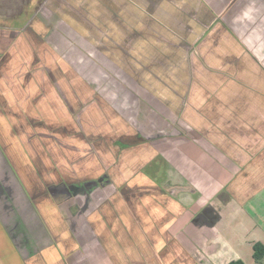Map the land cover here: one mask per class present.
Masks as SVG:
<instances>
[{"label": "crops", "instance_id": "obj_1", "mask_svg": "<svg viewBox=\"0 0 264 264\" xmlns=\"http://www.w3.org/2000/svg\"><path fill=\"white\" fill-rule=\"evenodd\" d=\"M52 1L59 3L55 12L48 7ZM180 2L185 1L0 0V264H64L62 245L47 238L49 223L43 219L46 211L43 210L42 217L39 213L47 224L45 227L18 190L4 156L11 164L14 161L20 165L16 170H25L21 165L25 154L20 147L19 156L15 155L18 138L27 144L28 154L34 155L32 143L37 144L35 138L41 135L47 140V143L43 141L47 146L40 148L48 153L58 148L63 155L58 164L68 168L62 164H67L69 149L73 153L77 144L67 140L68 136L63 142L64 133L54 131L55 127L74 126L75 118H67V110L61 107L64 99L79 100L77 97L71 99L68 81L81 90L78 96L83 93V97L84 87L102 83L99 89L108 93L101 95L108 96L113 108L125 117L127 106L139 97L137 88L140 87L144 100L152 106L147 117L151 129L165 130L177 125L184 130H194L200 138L192 143L179 141L171 163L183 177H189V183L200 193L199 201L193 206L208 203L218 208L221 204L216 196L233 181L240 164H253L257 183L261 184L259 168L264 167V0L195 1L201 6L200 11L194 8L190 10L192 17L183 16L194 26L193 30L188 25L193 32L187 30L181 34L178 30L172 34L163 26L166 21L171 29L174 23L178 24L174 6L182 11L188 7L180 8ZM165 9L173 11L164 15ZM102 13L107 15L111 26L104 38L113 42L107 54L90 42H99L100 38L78 33L69 25H99ZM199 33H202L201 41L191 49L187 44ZM175 36H181L187 44L180 43ZM47 72L55 79L50 95L59 110L52 118H45L40 127L30 126L24 117L29 112L26 104L32 100L33 104L43 106L53 103L46 96ZM131 73L138 76V80H132ZM163 89H169L171 94L166 95ZM154 90L161 91L157 94ZM156 99L166 107L175 105L180 119L173 117V123L163 119L157 111ZM100 116L99 112H92L85 119L97 120L100 126ZM117 119L115 124L120 125ZM123 129H126L123 133L129 135L126 126ZM92 135L98 137L94 132ZM53 144L56 148L52 150ZM104 147L103 158L114 161V148ZM152 153L153 149L144 147L139 155L149 159ZM259 153L263 159L255 162L253 158ZM46 161L44 158V163ZM40 166L47 167V164ZM26 173L38 184H42L39 175L47 176L33 164H28ZM17 174L26 179L24 172ZM24 182L30 184L28 180ZM156 184L148 178L143 179L140 186L156 189ZM232 189L236 190L229 184L226 204L212 227L193 225L187 213L181 215L180 204L186 207V198L178 199L177 205H169V198L151 193L145 200L152 198L161 205L156 210V219H153V211L141 221L135 216L125 218L121 225L109 230V242L104 246L106 252L97 251V256L88 264H109V258L115 263L129 258L130 261L126 260L137 264H193V259L202 260V264H258L252 258V246L259 243L250 236V233L255 235L253 228L243 229L238 226L240 221L229 220L231 214H242L250 219L236 203L242 205L244 199L241 201L236 193L231 194ZM10 193L15 194V199ZM17 200L22 204L20 212L14 206ZM137 211L136 216H139ZM21 212L25 213L21 218L30 243L37 250L33 260L26 263L21 260L23 254L17 243L12 240ZM96 234L103 236V231L98 229ZM173 237L181 247L172 242ZM77 240L82 243L80 233ZM260 243L264 245L263 241Z\"/></svg>", "mask_w": 264, "mask_h": 264}, {"label": "flooded vegetation", "instance_id": "obj_2", "mask_svg": "<svg viewBox=\"0 0 264 264\" xmlns=\"http://www.w3.org/2000/svg\"><path fill=\"white\" fill-rule=\"evenodd\" d=\"M47 80L46 96L53 103L43 106L35 102L33 104L32 100V103L26 104L27 110L32 111V113L28 112L24 115L27 121L25 122L30 126L40 127L41 123L45 122V118H52L54 113L59 110L58 106L54 104L56 101L52 99L54 97L50 95L55 82L51 73L47 72ZM93 85L84 87L86 91L83 97V93L78 96L81 90L78 91L68 81V91L72 96L71 99L77 97L79 100L73 102L70 99H64L65 101L61 107L67 110V118H75L74 126L54 128V131L64 133L63 142L68 136L67 140L71 139L77 144V147H74L76 151L71 150L73 153L69 149V156L65 160L67 164H62L67 165V169L60 167L61 165L58 164L62 155L59 153L58 148L56 152L51 153L44 152L40 148V146L46 145L43 141L47 143V140H43L41 135L39 138H35L37 144L32 143L34 155L28 154L27 144L22 143L18 138L15 155L19 156L18 152L21 148V151L25 154L24 164L21 165L25 167V170H16L20 165L14 161L11 164L4 156L21 195L43 226L47 225L44 223L45 220L49 223V226L47 225V238L53 243L58 242L62 245L61 255L64 264H77L76 262L79 260L86 261L85 264H88L93 257L97 256V251L106 252L104 246L109 242V230L114 226L121 225L120 222L124 221L125 218L130 219L135 216L139 217L141 221L149 212L153 211V219L155 220L156 210L161 205H158V202L152 198L145 200L146 196L152 195L151 193L163 194L161 196L169 198V205H177L178 199L186 198L184 203L187 206L180 204L181 215L187 213L189 221L193 225L215 226L219 219L218 214L222 212L226 204L225 194H227L226 190L230 183L226 184L216 196L221 204L218 208L211 204L208 205V203L193 206L195 201H199L200 193L192 183H189V177H183L178 172V168L171 165L177 154L178 142L192 143L191 141L195 137L193 132L175 125H171L165 130L151 129L149 120H147L151 107L144 100V91L140 87L137 88L139 97L135 101L132 100L131 105L127 106L128 113L125 117L118 114L113 108L108 96L101 95V93H108L99 89L102 83L96 82ZM39 96H42V93ZM92 112L100 113V117H102L99 121L100 126L97 125V120L85 119L86 115ZM80 116L83 117V120L77 119ZM115 119L122 127L117 125V122L115 124ZM45 126L47 127V124ZM52 126L54 125L52 124ZM124 126L130 132L129 135L123 133L126 130L123 129ZM92 132L98 137H93ZM45 137L47 138V136ZM107 145L114 148V161L103 158L104 146ZM52 146V150L56 148L54 144ZM144 147L153 149L149 159L139 155ZM44 158L47 159L46 163H44ZM168 158H171L172 161ZM28 164L40 167L43 173L45 171L47 176L43 178L39 175L42 184L35 183V180L29 178L26 173ZM42 164H47V167L40 166ZM16 171L18 173L24 172L26 179L22 175H18ZM148 178L155 181L158 188L141 187L143 179ZM5 179L8 180V178ZM25 180H28L30 184L24 182ZM130 184H136L140 187L134 186L135 188H133ZM10 194L14 195L13 199H15V194ZM186 195L193 196V199ZM34 202H39L38 206L34 205ZM123 205H125L124 208H122ZM14 206L16 211L20 212L22 204L18 200L14 203ZM43 210L46 211L44 221L41 219L45 214ZM135 210H139V216H136ZM172 210L174 214L175 210ZM39 213H41V217ZM23 216H25L23 212L18 216L19 226L13 232L15 234L12 240L15 244L17 243V247L23 254L21 260L26 263V261L33 260L37 250H34V246L30 243L24 220L21 218ZM51 221L56 226L53 227ZM52 228L57 231L52 233L50 231ZM98 229L103 231V236L96 234ZM115 229L119 230L120 228ZM78 233L82 235V243L77 240ZM128 238L131 242V238L129 236ZM172 242L181 247L174 237ZM126 259L130 261L129 258H122L115 263L113 262L114 259L111 261L109 258V264H137ZM192 262L193 264H202V260L198 263L193 259Z\"/></svg>", "mask_w": 264, "mask_h": 264}, {"label": "rangeland", "instance_id": "obj_3", "mask_svg": "<svg viewBox=\"0 0 264 264\" xmlns=\"http://www.w3.org/2000/svg\"><path fill=\"white\" fill-rule=\"evenodd\" d=\"M184 1H185L184 2L185 4L182 2H180V4H179V6H181L180 8H183L184 6H188L185 8L184 11L178 9V7L176 5L174 6L175 7L174 12L178 14V15L175 14V16H177V23L178 24L174 23L172 25V29H171L168 25L170 23H168L166 21V23L163 26L164 27L163 29H166L167 31H169L172 34L178 33L177 32L178 30L181 34H185L187 32V30H189L190 32H193V30H194V26L192 24H189L187 22V20H185L183 18V16L186 18L192 17L191 16V14H192L191 11H193L192 9L195 8L196 12H199L201 6L197 3H195V1H198V0H184ZM58 6H59V3L55 2V1L54 2L52 1V4H50V3L48 4L49 9L51 11L53 10V12H55L56 10L59 9ZM139 10L140 9H138L136 11L139 12ZM172 11H173V9H167V10L165 9V12H163V11L162 12L165 15L168 13L171 14ZM101 12H103V10H101ZM168 17H170V16H168ZM185 22L187 23V25H186L187 27L184 26ZM98 23H100V24L96 25V24L91 23V24H86L84 26H78V27H76L74 24H69V25L71 28L72 27L75 28V31L78 33H84V34L89 35L90 37L94 35L95 37L100 38L101 41H99V42L98 41H90V42L92 44H94L95 47H98L100 50H103L104 52L106 51L105 53L107 54V52L111 49V47L109 45L113 46V42H111L110 40H106L104 38V37L108 36V33L110 31V28H111L110 24H108V22H107V15L102 13L101 20H99ZM188 25H190L193 28V30H191V27H188ZM80 28H83V30H81ZM91 34H93V35H91ZM201 36H202V33H199L198 35L194 36L192 38V42H190L188 44L186 41H184L185 39H183L181 36H179V37L175 36V37L178 38L180 43L187 44L191 49H195V47L201 41ZM102 38L104 40H102ZM89 39L91 40V38H89ZM97 44H98V46H97ZM107 44H108V46H107ZM107 49H108V51H107ZM106 56H108V55H106ZM123 59L124 58H121L122 61H123ZM136 73L138 74L139 77L141 76V74H139L138 72H136ZM131 74L132 75L130 78L132 80H138V76H135L134 73H131ZM262 75L264 76L263 73H262ZM149 90L152 91V89H148V92H150ZM154 91H156V93L159 94L161 90H154ZM163 91H164V93H168L166 95L171 94V91L169 89H163L162 92ZM156 105L159 109L157 111H158V113H160L162 115L161 117L163 119H170L171 123H173V121L171 120L173 117L180 119L179 115L174 110L175 105H170V106L166 107V105L162 104L160 102V100H158V99H156ZM150 107H152V106H150ZM175 122H177V121H175ZM183 124H184V122H183ZM184 125L186 126L187 124H184ZM175 126H177V125H175ZM187 128L189 129L190 127H187ZM188 131H190V130H188ZM190 132H193V135L195 136L191 142H195L194 141L195 138H198L200 136L196 132H194V130H191ZM240 153H241V155L245 154V152L244 153L240 152ZM261 158L263 159V155L261 153H259L258 155L257 154L255 155L253 160L255 162H259V161L261 162V160H262ZM249 162H252V160H250ZM239 166H240L239 170L236 173V175L234 176L233 181H230L231 182L230 186L234 187L236 189L235 191L232 189L233 193H231V194L236 193V195L239 197V200H241V201L244 199L242 205H240L238 203L237 199H236V201H237L236 203L239 205L242 212L245 213L246 215H248V217L251 220L248 219L247 216L243 217L242 214L240 216L239 215L235 216L234 214H231L229 216V220L232 221L233 219H236V220L240 221L241 223H239L238 226H240L243 229H249L250 230V228L252 227L253 233H255V235L250 233V236H253L254 240L255 239L258 240L259 243H260V241L264 242V181H263V179H264V173H263L264 167H263V165H261V167L259 168V171H260L261 176H262V177H260L261 178V181H260L261 184H259V183H257L258 181L255 177V172H254L255 169L253 170V164H240ZM4 184H2L3 185L2 187H4ZM186 196H188V195H186ZM188 197L193 199V196H188ZM34 203H35L34 205L38 206L39 202H34ZM40 204H42V203H40ZM256 235H258V236L256 237ZM258 264H264V258Z\"/></svg>", "mask_w": 264, "mask_h": 264}, {"label": "trees", "instance_id": "obj_4", "mask_svg": "<svg viewBox=\"0 0 264 264\" xmlns=\"http://www.w3.org/2000/svg\"><path fill=\"white\" fill-rule=\"evenodd\" d=\"M253 260L255 263H259L264 258V246L261 243H254L252 246ZM229 264H242L241 262H231Z\"/></svg>", "mask_w": 264, "mask_h": 264}]
</instances>
